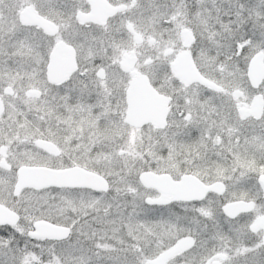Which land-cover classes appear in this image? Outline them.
Returning a JSON list of instances; mask_svg holds the SVG:
<instances>
[{
	"label": "snow or ice",
	"instance_id": "obj_1",
	"mask_svg": "<svg viewBox=\"0 0 264 264\" xmlns=\"http://www.w3.org/2000/svg\"><path fill=\"white\" fill-rule=\"evenodd\" d=\"M0 264H264V0H0Z\"/></svg>",
	"mask_w": 264,
	"mask_h": 264
}]
</instances>
